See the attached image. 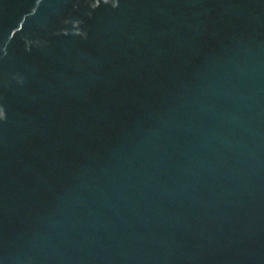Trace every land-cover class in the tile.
Returning <instances> with one entry per match:
<instances>
[{
  "label": "water",
  "instance_id": "obj_1",
  "mask_svg": "<svg viewBox=\"0 0 264 264\" xmlns=\"http://www.w3.org/2000/svg\"><path fill=\"white\" fill-rule=\"evenodd\" d=\"M0 264H264V0H0Z\"/></svg>",
  "mask_w": 264,
  "mask_h": 264
}]
</instances>
